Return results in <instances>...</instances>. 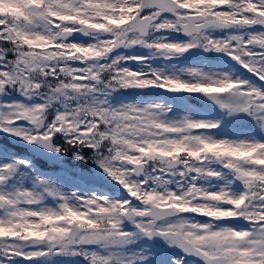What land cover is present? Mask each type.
Masks as SVG:
<instances>
[{
  "label": "clouds",
  "instance_id": "obj_1",
  "mask_svg": "<svg viewBox=\"0 0 264 264\" xmlns=\"http://www.w3.org/2000/svg\"><path fill=\"white\" fill-rule=\"evenodd\" d=\"M129 2L115 0V3L101 5L85 4L84 0H68V3L50 0L49 7V0H26L30 8L45 13L49 18L39 24H21L15 31L9 29V50L16 55L8 63L12 66L15 87L10 82L7 89L26 98H40L42 103L18 105L17 118L27 122L29 127L26 129L8 127L13 121L0 114V123L5 125L0 131L18 136L28 144L40 145L51 153L71 151L74 159L101 169L124 189L128 199L120 203L104 196L92 194L81 197L71 192L57 194L55 206H50L42 202L41 195L26 191L29 194L22 198V204L37 207L33 210L14 205L11 219L7 223L0 222V239L12 238L39 244L70 237L77 244L96 243L107 251L144 237L140 224L146 217L149 224L159 222L176 226L175 230L170 228L169 236L191 251L200 241L196 235V217H252L255 211L249 207L252 197H246L244 192L232 194L229 198L203 186L188 185L185 191H180L177 187L171 190L170 185H177L175 173L186 162L206 160L209 169L211 165L219 164L233 171L247 170L252 166L264 167V143L214 139L201 130L214 129L217 127L215 123L188 118L169 121L165 118V110L159 106L141 108L130 103L114 107L108 99L121 89L153 87L173 93L202 94L210 99L216 96L219 102L226 99L232 107H238L243 103L242 95L237 92L239 85L227 75L198 69L172 75L153 71L155 79L143 78V72L122 66V56L111 57L110 54L116 49L127 50L136 45L165 58L178 57L195 45L205 50L201 40L212 44V30H239L254 23L264 24V13L250 16L251 6L245 5L243 0H169L176 11L182 7L194 10L200 20L198 27L203 29L196 36L181 31L190 37L189 43L181 44L164 42L154 36L163 31L177 32L173 20L150 24L148 17L130 19L132 9L121 6ZM20 14V8L13 0H0V16L7 25L17 26ZM76 32L89 37L90 42H69ZM236 36L242 38V35L226 38ZM193 40L195 44L191 42ZM70 62L83 67L73 68ZM49 65L59 68L58 78L52 81L45 78L51 75V70L48 73L44 71ZM212 89H221L222 92L214 93ZM9 94L0 84V95ZM92 118L99 120L103 128L92 124L87 133H79L83 139H75L78 128ZM54 124H59L55 132L64 142L62 147L55 139L56 135L46 131ZM259 127L264 133V127ZM89 137L92 143L86 144ZM69 138L75 139V143ZM155 168L167 171L168 178L156 177L150 186L146 185L150 170ZM141 175L144 177L142 181L136 179ZM185 175L186 172L180 173L182 179ZM215 176L216 173L207 171L196 179L210 182ZM257 179L264 183V175L246 172V180L252 182L248 190ZM133 200L137 204H133ZM228 204L232 205V210L227 208ZM185 213L191 215L186 216ZM125 222L133 225L135 231H122ZM223 240L234 250L235 264H264V248H254L255 237L248 231L229 230L223 234ZM66 255L76 256L71 250Z\"/></svg>",
  "mask_w": 264,
  "mask_h": 264
},
{
  "label": "snow or ice",
  "instance_id": "obj_2",
  "mask_svg": "<svg viewBox=\"0 0 264 264\" xmlns=\"http://www.w3.org/2000/svg\"><path fill=\"white\" fill-rule=\"evenodd\" d=\"M14 3L20 8V16L17 18V26L7 25V22L3 20V17L0 16V52H2V57H0V84L3 85L5 89L8 88L10 82H13V74L11 71V65L8 63L9 60L15 58V53L10 51L11 41L7 39L9 35V29L15 31L16 27L23 24L25 26L30 24H39L44 20L48 19L45 13L30 8L26 0H13ZM64 3H68V0H63ZM85 4L91 2L95 4L108 5L115 3V0H84ZM245 5L251 6L250 16L255 17L259 13H264V0H258L257 3H253L252 0H243ZM122 7H129L132 9L130 14V19L134 17L136 20L143 19L144 17L149 18L150 24L160 23L163 20L161 19L164 13L171 14L175 22V28L177 32H185L190 36H196L199 32L203 31L198 25L200 24L199 18L196 16V12L187 7H182L180 11L174 10L169 3V0H130L129 3H122ZM43 7V5H42ZM49 7L51 3L49 0ZM81 11L83 7L81 6ZM145 10H148L145 12ZM239 18V17H238ZM53 22L56 21L53 19ZM133 23L135 20L132 21ZM259 25L264 27V24L254 23L251 26ZM264 32L249 34L247 38H241L236 36L234 38H225L222 41H212V44H208L207 40H201V44L204 46L206 51H215L218 53H224L230 55L231 58L241 64L247 71L252 73L261 83H264ZM195 44V41H191ZM200 47V45H195ZM11 53V57H9ZM139 59V58H138ZM51 70V75H46V79L52 81L57 77V72L59 71L58 67L49 65L48 68H45V73ZM77 75H83V73H76ZM27 75V73H25ZM143 78L155 79V76L152 72L144 73ZM163 79V77H161ZM233 80V79H232ZM238 85L237 92L242 95L243 103L238 107L226 106L221 104V108H228V111L231 112H245L252 116V118L260 125L264 127V91H261L257 88L247 87L244 82L234 80ZM80 83H87V81H80ZM13 87H15V82H13ZM167 90L165 88H162ZM168 91V90H167ZM214 93L222 92L221 89H212ZM174 93H189L190 92H174ZM211 99L218 102L216 96H212ZM157 107V106H153ZM6 115L7 119L13 121L8 127L20 130L24 129L18 125V121H23L18 119V104L14 106V111L3 114ZM26 122V121H24ZM27 123V122H26ZM92 124H97L100 128H103V125L100 124V121L92 118L90 121L86 120L82 124L77 133L74 134L75 139H83L79 133H87V129L92 126ZM5 125L0 123V128H3ZM59 127V124H54L46 131L49 134H55L59 138V133L55 132V129ZM44 130L41 131V134ZM72 139V138H69ZM75 139H72V142L75 143ZM85 143H92L91 137L85 141ZM62 150V149H61ZM206 160H197L190 163H184L179 166L178 171L175 173L176 180L178 181L176 187L180 191H185L188 185L197 186V179L200 174L207 171H212L216 173L214 178H219L221 174L214 168L209 169L207 167ZM222 167V166H221ZM223 168V167H222ZM233 175L236 180L241 181L244 186V195L251 196L252 201L249 205L250 210L255 209L252 217H249L244 220L248 221L251 225V230L248 231L251 233L255 240L253 246L256 250L264 248V183H261L257 179L254 183V186L249 189V184L251 181L246 180V172H257L264 175V167L262 166H252L247 170H235L227 169ZM12 171V166L6 165L0 167V183H4L10 176ZM151 176L145 182L146 185H151L152 180L156 177H162L167 179L169 173L167 171H161L160 168L151 169ZM186 172V175L182 179L180 173ZM178 178V179H177ZM185 181L188 183L185 184ZM38 183L43 187V181H38ZM214 192L218 194H223L229 198L232 197V193L227 189V186L219 187ZM254 193V195H253ZM29 193L26 191H17L14 194H0V222L7 223L11 219V213L14 211L15 207L23 206L26 209H35L34 204H22V198L27 196ZM48 195H53L51 192L47 193ZM21 202V203H18ZM124 200H121L120 203H123ZM227 208L232 210V205L228 204ZM184 215L190 216V213H185ZM235 217H222V218H213V217H203L206 218V223L197 222L196 235L200 237V241L197 244V247L191 251L184 248L183 244L176 239H172L169 236V230H175L176 226L161 225L159 222L155 224H149V218H142L140 227L144 229V237L149 239L153 237H160L164 239L168 244L174 245L181 249L185 254L198 257L203 264H235V254L234 250L225 245L223 240V234L227 233L230 228H217L216 222L225 219V218H236ZM38 246H43L38 247ZM93 249V250H90ZM68 250L73 251L76 256H81L85 264H111L113 260L112 253L109 250H104L96 243H86V244H77L74 239L68 237L64 238L61 241H52L51 243H39L33 244L29 241H19L12 238H3L0 239V264H9L10 261L15 259H23L25 261L36 260L41 257L48 256L50 254H66ZM99 250V251H97ZM147 260L146 256L137 255L129 257L127 264H144V261ZM183 257L180 259H175L172 264H182Z\"/></svg>",
  "mask_w": 264,
  "mask_h": 264
},
{
  "label": "rangeland",
  "instance_id": "obj_3",
  "mask_svg": "<svg viewBox=\"0 0 264 264\" xmlns=\"http://www.w3.org/2000/svg\"><path fill=\"white\" fill-rule=\"evenodd\" d=\"M253 3H257L258 0H252ZM161 19H168V20H173L174 17H171L169 15L162 17ZM250 27H246L243 29H239V30H235V29H231L228 30L224 33H222L223 36H218V33L216 32V30H212L210 32V37L212 39H225L227 36L229 35H242L243 38H247V36L249 34H256V33H260V31H255V30H249ZM181 34V32H168V31H163V32H159V33H155L154 36L156 38H161L163 39L164 42H171V43H189L190 42V37L188 40H185L183 37H180L179 35ZM149 39H152L151 37ZM90 42V40L88 41H84V42H74V43H88ZM121 50H126L124 48H121ZM126 51H128L129 53L131 52L132 55L129 57V59H127V57H123L122 60V66L123 67H127L132 71H139V72H143V73H150L153 71H158L161 72L165 75H172V74H182L185 73L188 70H192V69H198V70H203L206 73H218V74H224L229 76L231 79L233 80H238L241 82H244L246 84L247 87H251V88H257L260 90V88L253 84L252 82H248L246 79L238 76L237 75H232L231 71L226 69L225 67H223L222 65H219L217 63L214 62H209V61H204L202 60L204 57L209 56V55H215V51H205L202 48L199 47H193L190 48L187 52H185L184 54L180 55V56H174L171 58H165L164 56H161L160 54H151L149 50L143 48L142 46L136 45L133 46L131 49H127ZM117 51H113V53H111L110 55L113 56L114 53H116ZM11 54V53H10ZM183 58L186 60V62L184 61L183 64L177 63L176 58ZM139 58V59H138ZM134 59V62L130 63V60ZM71 67L73 68H82L83 65L79 64V63H72L70 62ZM249 72V71H248ZM250 73V72H249ZM260 81V80H259ZM261 82V81H260ZM132 91H139L140 93H144L147 95H149V93L151 92V89H153V87L150 88H144V89H136V88H129ZM127 89V90H129ZM116 94H119V92H115ZM137 92L134 93V95H136ZM99 95V94H98ZM146 95V96H147ZM194 97L192 96V99ZM109 99V98H108ZM12 103H10L9 105H2L0 103V114H8L12 111H14V106L15 105H24V106H31L32 104H26L24 102H21L19 100H9ZM8 100H6L5 102H9ZM124 100H119L118 102L114 103L113 106H122L125 104H135L137 107H145V106H159L160 108H163L166 112V110L168 109V107L163 106V103L161 101H156L155 99L147 96V98H145L143 101H137L134 100L133 102H123ZM33 104H39V103H34ZM178 104L181 106L180 112L177 113H172L171 116H167L165 114V118L169 121H180L184 118H188L194 121H202V122H206V123H215L217 124L218 121L216 119H214V117H210V118H206L204 116H200L197 112L193 111L192 109L188 108L187 105L185 104L184 100H180L178 101ZM220 104H224L226 106H232L231 102L226 100V99H222L220 100ZM228 110L227 107L223 108ZM228 122L234 125H243V124H250L253 121H255L252 117L250 119H245L242 116L241 112H228ZM22 128L26 129L28 127H23ZM231 135H225V132L223 131L222 128L219 129L218 132H212V133H207L209 135H211L214 139H227V140H244L246 142H251V138L248 135H243V136H236L234 132H229ZM18 137V136H15ZM0 138H2V133L0 131ZM20 139V142L25 144L27 143L26 141H24L23 139H21L20 137H18ZM59 143L63 144V140L60 138H55ZM19 141V140H18ZM255 142H259V143H264L262 140H258ZM70 153H66L64 154V157L62 159H70L71 161H76L78 163H80V160H76L73 157V154L71 151H69ZM62 159H59L58 161H61ZM6 165H10L13 166L14 168H12L11 174L9 176L10 181H12L11 183H9L7 180L4 183H0V194H14L17 191H29V192H33L36 195H41L43 200L42 202L46 205H48L46 203V201L44 200V193H42V190H40L38 187L35 186L34 184V180L31 178L29 171L27 169H25V167L23 166H18V165H13V162H11L10 160H6L4 158H0V167H4ZM95 170H101L98 167L95 168ZM102 172V170H101ZM178 179V178H177ZM218 182V181H217ZM216 182V183H217ZM65 183V185H64ZM37 184V183H36ZM78 184V180L74 179V178H70V179H66L65 182L63 183H54L52 181L48 182V189L51 191V193H54L53 191H56V196L57 194H61V195H67L70 194L71 192H75L78 196L81 197H85L86 195H98L96 191H87L86 193H82L79 192L77 189H73L75 188V186ZM204 183H202V185H204ZM38 185V184H37ZM172 186V185H170ZM198 186V185H197ZM199 187V186H198ZM203 187H206L209 191H215L217 188H219L218 183L216 186L212 185H205ZM224 187V186H222ZM232 194L235 195H239L241 193V191L239 189H232L227 188ZM176 190V187H175ZM56 198V197H55ZM109 200H117V201H121V200H125L128 199L126 192L124 191L123 188H120L118 190V195H116L114 198H108ZM133 204H137L136 201H131ZM34 208L37 207L36 205L33 206ZM237 218V217H236ZM195 222H198V220L195 218ZM217 228H230V227H225V226H217ZM232 230H237L239 231L240 229H233L230 228ZM122 231L126 232V229L122 228ZM242 230V229H241ZM161 240H164L160 237H158ZM165 241V240H164ZM166 242V241H165ZM166 245L168 246L169 250L173 253V256H171L168 259L169 264H172V262L175 259H180L182 256L177 255L178 252V247L172 245L169 246V244L166 242ZM123 250V249H122ZM120 250L119 247H115L110 249L109 251L112 253L113 256V260L111 261V264H127V260L129 257H133V256H137V255H142V256H146L147 260L144 261V264H163L162 263V256L159 253H155L153 252L150 248H146L144 247V254H142L138 249H133L130 253H125L124 251ZM99 251V250H97ZM66 260V258L62 257L61 254H50L48 256L45 257H41L38 258L34 261L33 264H77V263H68ZM147 261V263H146ZM9 264H32L30 262H26V263H19L16 261H10Z\"/></svg>",
  "mask_w": 264,
  "mask_h": 264
}]
</instances>
